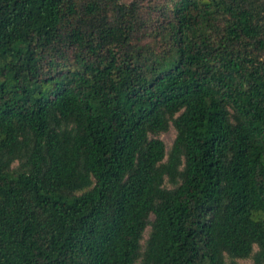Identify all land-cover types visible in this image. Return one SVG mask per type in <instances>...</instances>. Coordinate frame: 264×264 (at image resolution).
<instances>
[{"label": "trees", "instance_id": "obj_1", "mask_svg": "<svg viewBox=\"0 0 264 264\" xmlns=\"http://www.w3.org/2000/svg\"><path fill=\"white\" fill-rule=\"evenodd\" d=\"M245 261L264 0H0V264Z\"/></svg>", "mask_w": 264, "mask_h": 264}, {"label": "rangeland", "instance_id": "obj_2", "mask_svg": "<svg viewBox=\"0 0 264 264\" xmlns=\"http://www.w3.org/2000/svg\"><path fill=\"white\" fill-rule=\"evenodd\" d=\"M174 137H175V134H174L173 129H171L168 133L163 134L161 136V139L164 141L167 149H169V147L171 146V143L173 142ZM147 233H148V231L145 233V237H146ZM243 264H251V262L245 261V262H243Z\"/></svg>", "mask_w": 264, "mask_h": 264}]
</instances>
